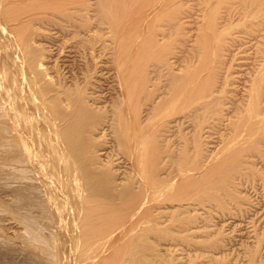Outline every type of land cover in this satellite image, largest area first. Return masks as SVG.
Returning <instances> with one entry per match:
<instances>
[{
	"label": "bare ground",
	"instance_id": "6f19581e",
	"mask_svg": "<svg viewBox=\"0 0 264 264\" xmlns=\"http://www.w3.org/2000/svg\"><path fill=\"white\" fill-rule=\"evenodd\" d=\"M188 1L187 4L184 3L185 6H181L183 3H179L180 0L179 2L178 0L176 2L173 0H0V264H156L157 261H154L155 258L149 249L147 250L149 253H144L142 252L143 246L141 247L140 244L138 247L139 240L142 239L144 242V238L149 237L142 234L141 229L144 226L139 227V225L147 224L144 234L154 228V224L149 225L151 222L146 223L154 218L153 216L150 220V215L146 217L155 204L152 200L148 201L149 198H152V195L155 197L163 195L167 200L180 201L172 207L188 208L192 206L190 200L195 199L196 196H193L195 193L204 191L206 188L213 191L212 187L216 186L213 182L217 173L224 170L222 165L232 161L229 159H234L232 145L239 144L240 136L244 132L237 129L238 135L235 134L233 137L231 146H228L229 142L224 143L225 152L219 157L217 155L216 163H208L211 164L209 166L203 162L204 165L200 163L195 167L187 165L189 163L182 156L183 152L188 151L186 148L188 142L179 146L176 137L186 135L187 132L182 133L183 127H188L194 122L195 115L196 117L201 116L202 109H206V114L210 113L208 115L213 116L219 103L218 100L222 99H217V94H214V89L215 92L218 90L214 88L218 85L217 78H228L230 73L233 74L230 70L231 62L228 67L226 60H236L244 45L253 43L252 47L256 46V50L258 47L261 49L262 46L257 47L262 41L260 39H263L260 43L264 47V0H229L230 3L226 5L228 14L220 15L223 17L237 14L244 19H252V22L248 20L252 29H247L248 26L245 24L242 29V23L237 24L241 27L240 29L237 27L238 30L236 26L227 29L233 24L228 25L218 20L223 25L222 28L216 20V15L220 13L218 12L214 14L215 17L213 15L210 19L208 18L209 22L206 23L208 29L205 27L203 31L198 30L196 35L191 36H194L193 41L188 36L190 35L188 32L192 30L188 28L193 21L190 23L187 19L192 18L187 17L191 15L186 13V9L183 10L185 11L183 15L180 14L183 13L182 7L187 6L188 9L192 5V2ZM201 2L202 0L198 3ZM196 3L197 0L194 4ZM188 4L191 5L188 7ZM31 5H37V7L29 9ZM192 8L190 9L193 10ZM204 8L206 7H202V10ZM212 12L214 13L213 10ZM49 15L53 17L49 18ZM58 17L62 18L65 25H59L62 21ZM93 17L99 27L95 31L90 28L94 24ZM201 17L200 20L203 21ZM221 17L218 19L224 18ZM226 18L222 21H226ZM50 19L52 23L54 20V22L60 21L58 24L55 23L60 26V29H56L60 35L66 34L68 39L71 36L69 40L75 43L76 47H73L75 50L76 48L83 49L84 61L87 60L85 55L88 56L86 50L90 47L85 51L83 47L91 44V40L92 42L97 41L96 47H99L97 52L101 51L100 56L108 55L105 61L108 64L109 75L115 73L111 76L115 98L112 97L113 100H110L109 106H105L107 109L104 111H107V115L105 114V119L101 122L98 120L101 119L99 115L97 122L91 121L88 116L89 109L92 110L93 105L102 102L103 97L100 92L99 95L90 93L92 98L91 96L85 97L82 92L86 91L85 88L88 86L86 82L87 86L82 89L81 86L84 83L80 85L74 82L73 78L68 79L67 75L63 74L64 72L61 75L66 79L65 77L57 78L59 79L57 86H54L56 84L54 82L50 84L54 77L50 75V67L46 63L49 57L43 56L45 52H41L43 55L37 52L39 45L35 43V35H28L33 26L38 23L44 24ZM194 19L195 22L198 17ZM83 21L92 22V25L88 23L90 24L88 26ZM81 22L83 23L80 28H87L88 31L78 30L74 33L76 24L81 25ZM186 22L190 23L189 26L186 24L188 28L185 25ZM106 26L109 29L107 32L103 30ZM88 28L91 30L89 31ZM234 28L237 31H234ZM173 34L179 36V39H176L179 44L175 50L172 48V43L175 42L171 40ZM53 35L51 36L54 38ZM240 38L242 40L239 42ZM63 41H65L64 38ZM67 41L63 43H69ZM191 44L197 56L203 53L201 55L203 59L212 50L210 57L213 66L208 75L204 77L196 75L195 72L194 75L187 72V59H189L187 51L190 49L187 50L186 47ZM67 45L69 46L70 43ZM225 45L227 48L220 56V50H223ZM96 47L94 46L93 49ZM96 50H93L94 53ZM80 52L76 54L81 55ZM92 52L88 53L94 58ZM261 54V52L255 54L254 58H258L256 56ZM250 55L252 58L253 54L250 53ZM92 57L90 56L91 60ZM87 63L91 62L85 63L89 66ZM85 71L87 74L89 70ZM83 73L82 71L81 74ZM56 75L58 76V73ZM84 78L83 80L86 81L87 79ZM258 78L253 80L252 85L260 81L259 87L262 88L264 73ZM215 81H217L216 84ZM202 85L205 87L204 90H202L203 87L201 89ZM257 85H254L250 91L258 87ZM91 86L93 87V84ZM79 88L82 92L76 91ZM257 90L254 93H258L261 89ZM256 96L254 94V98H250L252 103L250 99L242 96L241 103L239 102L235 109L230 110L227 116L226 103L220 109H224L223 113L219 110V105L223 102L220 103L217 109L219 112H216V117L220 121L216 123L214 117L211 126L216 127L220 123L227 127L230 125V128L233 125L234 128L238 120L243 117L244 121L256 128L264 119V102ZM143 100L150 103L146 105ZM187 100L188 103L191 101L195 105L190 106L189 112L184 110L188 109L185 105ZM245 100H248L247 103ZM178 106L183 107L184 113L181 110H179L180 113H176ZM199 112L201 114H198ZM236 113L238 119L234 120ZM244 113L247 114V118L244 117ZM159 121L164 122L161 124ZM258 121L261 123H256ZM154 122H157L158 127H163L158 129L154 126L155 128H152L151 125ZM249 125L246 131L250 130L255 133ZM98 128L101 131L100 137L106 134L111 135L115 144H118V147L121 146V150L127 154L126 158H121L126 165L125 170L121 172L128 175L127 177L120 176L122 180L125 177V185L112 180L114 177L111 179V176L105 181L104 172H110V170H105L103 167L102 173L98 166L99 159L95 155L98 151L95 149L92 151L88 140L84 139L87 136H89L88 139L93 137L90 135L91 132L95 134ZM260 128L255 130H260ZM235 146L237 150L240 145ZM161 147L165 151H161ZM185 157L187 158L186 154ZM168 159H172V162L176 163L179 168L176 176H170L166 171L169 169L159 166L160 161L170 164L171 161ZM226 166L225 170H227ZM111 172L113 173V170ZM162 172H165L164 175ZM166 172L170 178L165 177ZM229 184L231 185V182ZM179 196L181 198L177 199ZM183 199H186L185 202ZM150 202L153 205L151 204L152 206L148 208ZM143 206L149 210H145ZM164 207L168 208V205ZM164 207L161 208L164 209ZM196 208L198 207L194 206L190 209L195 210ZM145 240L147 242V239Z\"/></svg>",
	"mask_w": 264,
	"mask_h": 264
},
{
	"label": "rangeland",
	"instance_id": "374dc122",
	"mask_svg": "<svg viewBox=\"0 0 264 264\" xmlns=\"http://www.w3.org/2000/svg\"><path fill=\"white\" fill-rule=\"evenodd\" d=\"M176 1L177 0H173V2H176ZM187 1L188 0H183V1L180 0V2H179V0H178L179 3H181V2L183 3L182 5L180 4L181 6H183V5L185 6L187 4L186 3ZM195 1L196 0L188 1V2H192L191 4L194 5V7L191 4H188V7L191 5L193 8L191 6L188 9H187V6L184 8L182 7L181 10L183 13H180L183 15L186 11V13L191 15L187 18H192V19H190V20L187 19V20L190 23L193 21V24H192L193 26L190 25L189 22L188 23L186 22L185 25L186 24L188 26L190 25L189 28L187 25H186V27L188 29H192L191 30L192 33H190L191 31L188 32V29H186V27H185V30L188 32V34H190L188 36H190V39L192 38V41H193L194 36L193 37H191V36L195 33L197 34L198 30H200V32H201V30L202 31L204 30V28L207 25L206 23L209 22L210 16H213L215 13H218V12H220V13L225 12L227 9L226 5L230 3L229 0H208V1L206 0V2H205V0H202V2L204 1L206 4L202 3V2L199 4L198 2H200L201 0H199V1L197 0V3L195 5L194 4ZM224 1L225 2L228 1V3H224ZM184 3H186V4H184ZM201 4H202V6H201ZM33 6L34 5L29 6V9H35L37 7V5L34 7ZM204 6L206 7V8H204L205 11H204V9L202 10V7H204ZM190 8H192L193 10H191ZM27 9L28 8H26L25 10H27ZM174 9H176V7H174ZM181 10L179 8V11H181ZM183 10H185V11H183ZM212 10L214 11V13L212 12ZM190 11L193 14H191ZM204 13L206 14V16ZM220 13H218L216 15L217 21L219 20L222 23L224 22L228 25L230 23L233 24L232 26L229 25L230 27L228 26L227 29H231V27L236 26L235 28L238 30V28H237V27H239L237 25L238 23H242L241 24L242 29H243L244 24L246 26H248V27L245 26L247 29L248 28L252 29V27H250V25H249V21L252 22L253 21L252 19H244L242 16H239L236 14L237 16L236 15H225L223 17L224 18L227 17L226 21H222L224 18L221 17L220 15H224V14H228V13H227V11L225 13H221V14ZM54 14H52V15H54ZM197 14H198V16H197ZM52 15L51 16L49 15L50 16L49 18L53 17ZM192 15L196 18L198 17L197 21L194 22L195 19H194V17H192ZM54 16L57 17L56 14ZM201 16H204L207 19H205L204 17H201ZM228 16H230V17H228ZM238 16H239V18H238ZM200 17L202 18V20L203 19L204 20L201 21ZM214 17H215V15H214ZM218 17H221L223 19L222 20L220 18L218 19ZM234 17L236 18V20ZM241 17L244 20H242ZM58 18H59V20L62 21L61 17H58ZM59 20H57V22H54L55 21L54 20L52 23V22H50L51 21V19H50L49 21H47L49 23L48 25L46 24L47 22L46 23L43 22L44 24L41 23L42 25L40 23H38L37 25L33 26V28L31 27L32 28L31 33L29 32L28 35H30V34L35 35L34 36L35 37V43L37 45H39V48L36 49L37 52L40 54L45 52L44 53L45 55H43V54L42 55L45 57L46 56L49 57V61L46 60L49 63L48 62H46V63L49 65L48 67H50L49 73H50V75H53L52 78L53 77L55 78L57 76L56 74L58 73V76L56 77V79H54V78H53L54 80L51 79L52 82L50 81V84L54 82V83H56V84L53 83L54 86H57L59 79H63L67 75L66 77H68V79H70V80H71V78H73L72 80H74V82H77L79 84L84 83L81 86L82 89H83V87L85 88L87 85L90 86V87L87 86L85 88V90H86L85 92H82V90L80 88H79L80 91L78 89L76 90L77 92L84 93L83 95L85 97L91 96L90 93H93L95 95L96 94L99 95V92H100V95H102V97H103L102 98L103 100H101V101L104 103L100 102V103L93 105V107H92L93 109L92 110L89 109V111H88V116H90L89 118L91 119V121H96L98 119V117L101 116V119L100 118L98 119V120H100L99 122H101L102 119H105V114L107 115V111H104L107 109L105 106L106 105L109 106V103H110V100L112 99V97H113V99L115 98V94H114L115 92L113 91L114 86H113V82L111 80L112 79L111 76L114 75L115 73L114 74L111 73V75H109V73H110V72H108L109 68H107L108 64L105 61V60H107L108 55L105 56L102 53L103 55L100 56L99 54H101L100 53L101 51L99 50V52H97L98 48H99V47H96L97 41L94 40L96 42L95 43V42H92V40H91V44L89 43L88 45H86V47H83L84 51H85V49L90 47L89 49L86 50L88 56H86L84 54L88 61L87 60L84 61L83 59H85V58L82 55L85 52H83V49L78 48V49H80L78 51V49L76 48V50H77L76 51L73 48L75 46V43L72 41L70 42V40H69L71 36L69 35L70 36L69 37L67 35L69 37V39H68L66 37V34L60 35V32L57 29H60L61 25L62 26H63V24L65 25V22L63 23V21H62L61 22L62 24H59L60 26L55 25V23H57V24L60 23ZM92 21L94 22V24H93L94 27L92 25V22H89V21H83V22L85 24L90 23L92 25L90 28L91 29L93 28L94 31L96 29H99L98 23H96V21L94 20V17H93ZM219 21H218L219 26H221L223 28V25L220 24L221 22L219 23ZM227 21H229V23ZM83 22H81V25H80V23H79V25H78V23L76 24L75 30L73 31L74 33H75V31H78V30L79 31L82 30L81 32L88 31V30H86L87 28H85V29H83L82 27L80 28V26H82ZM204 22H205V24H204ZM90 24H88V26ZM57 26H59V27H57ZM83 26H84V24H83ZM241 27H239V29ZM208 28L209 27L207 26L206 29H208ZM224 28H226L225 25H224ZM235 28H234V31L236 30ZM91 29H89V31ZM193 29H195V31H193ZM247 29H245V30H247ZM103 30L105 32H107V30H109V29L106 26V28H104ZM32 32H35V33H32ZM45 32H46V34H45ZM64 32H65V30H64ZM99 33L102 34L101 32H99ZM51 35L55 36L56 38L54 37L55 38L54 39ZM46 37L49 39H47ZM62 37L64 38L65 41L69 40V41H67L70 43L69 46L67 45L69 43H63L65 41H63ZM53 39L55 40V42ZM176 39H179V36L177 34H173V36L171 38V40H173L172 42H174V40H175L174 44L172 43L173 50H175L176 46L179 44L178 43L179 41ZM240 40H242V39L240 38L239 42H240ZM260 40L263 41V39H260ZM262 41H260V42H262ZM169 42H171V41H169ZM260 42H259L260 45L258 44L257 47L258 46H262V47H261V49H259V47H258L257 50L258 49L262 50V51H259V50L258 51L261 52L262 54H264V50L262 49L264 47H263V45H261L262 43H260ZM190 43H192V42H190ZM194 43H195V41H194ZM194 43H192V44H194ZM57 44H59V45H57ZM63 44H64V46L66 45L64 49H62V47H64ZM92 44L96 47L95 49H93L94 46ZM192 44L189 45V47L188 46L186 47L187 50L190 49L189 51H187L188 52V58H189V59H187V64H188L187 65L188 66L187 72H190L191 74H193L195 72L196 75H198V76L202 75L201 77H204V76L208 75L211 67L213 66V63L211 64L212 58L210 57L212 50L209 52V54L207 53L208 56L204 57L205 59H203V57L201 58V55H203V53L199 54L200 56H197L195 53V50H192V47H191ZM37 45L35 47H37ZM252 46H254L253 43L248 44L247 46L244 45V47H242V48H245V47L246 48L245 49L241 48L240 52H242V53L239 52L240 55L238 53L239 56L237 55L236 60L235 59H233V61L226 60L228 67L231 64L233 65V66L232 65L230 66V70H232L233 74L230 73V75H228V78H217L218 83H217V81H215V84L217 83L218 85H215L214 88H218V90H217V92H215V89H214V94H217V97H218L217 99H219V98H222V99L218 100L219 103L217 101V103H218V104L216 103L217 108H216V111L214 109L215 112H214L213 116L208 115L210 113L206 114V109H202L203 114H201L200 112L198 113V114H201V116L198 115L199 117L198 116L196 117V115H195L194 119H196V120H193L194 122H192L188 127L187 126H185L186 128L183 127L182 133L184 131L187 132V133H185L187 136L186 135H183V136L180 135L182 139L180 138V136L176 137V139L178 140L177 142H178L179 146H182L183 144H186L188 142V144H187L188 147H186V148H188V151H187V153L183 152L184 154L182 156V158L186 159L187 162L189 163L187 165H190V166L192 165V167H195V166L199 165L200 163H201L200 165H202L204 163L205 165L209 166V165L213 164V162L216 163L215 160H217V158L223 152H225V149H223L224 143L229 142L228 146H231V144L233 142L232 139L235 136V134L238 135V131L244 132V134H241V136H240L241 140H240V142H238L239 144H237V143L233 144L234 146L240 145L241 147L238 146L237 150H236V146L234 147L232 145V148H234V153H233L234 159H229V160H232V161H230V163L228 161L227 163L222 165V169H224V170L222 172L220 171L219 173H217V176H216L217 179H216V177L214 179L213 183H215L214 185H216V186L218 183V186L217 187L215 186L216 189L217 188L218 189L216 190L215 187H212L213 188V191H212V190H209L208 188H206V189H204V191H201L202 193L201 192H199L197 194L195 193V195H193L194 197L196 196L195 199L192 198L190 200V202H192L191 203L192 206L188 207V208H184V207H181V208L175 207L174 208V207H172V205H176L180 201L167 200L166 198H164L165 196H163V195H160V196L157 195L158 196V197L156 196L157 199H155L156 197L153 195H152L153 199L151 197H150L151 199L149 198L148 201L152 200L153 202L152 201L151 202L153 204L154 203L156 204V202H157L156 206L154 204L155 208L153 206L151 208L153 210L150 209L151 212L148 209L149 207H151L153 205L151 202L149 203L150 205L148 206V208L145 209V207L143 206L145 210L148 209L150 212L149 213L148 211H146V213L148 212L146 217L148 215H150L151 217H149V218L151 220V218L154 216V218L151 221L146 222V223L151 222L149 225L154 224L153 225L154 228H151L152 230L149 231L153 234L150 233V235H149L148 231H147L148 233L144 234V232H145L144 229H145V227H147L146 226L147 224L145 225L143 223L142 225L141 224L139 225V227L144 226L143 229H141V230H143L142 234L149 236V237H145L144 242L142 239L139 240L138 241V247H140V244H141V247L143 246L142 252L149 253V251H150V253L155 258L154 261L155 262L157 261L156 264H158V263L159 264H264V158H263L264 157V127H263L264 126V122H263L264 119H263V121H261L263 123V125H261L262 123L260 122L261 123L260 124L259 121L256 122V123H259L261 125L260 126L258 124L259 126H257L256 128L253 127L252 124L249 125L246 121H244L245 119L243 117H241V119L239 117L240 120H238L237 125H234L235 126L234 128L232 125L233 129L230 128V125H229V127H227V126H224L220 123L218 125H216V127H215V125L211 126L213 123L214 117H215L216 123H218L220 121V119H217V117H216V114H217L216 112H219V110L224 107L225 103H226L225 105L228 107V111L226 112V116H227V113L230 110L235 109L236 105L239 102L241 103V99H243V98L248 99V100L250 98L253 99L254 94H255V96L257 95L256 96L257 99H260L261 101L264 102V86L262 84V88H261V86L259 87L260 81H258L254 84V85L258 84L257 85L258 87H254V90L250 91V89L254 86V85H252V83L256 79H259L258 78L259 75L264 73V67H262V66H264V65H262V63H264V61H263L264 56L261 54L259 56H256L258 58H254L255 54L257 55V54H259V52L255 49L256 46H255V48ZM91 48H92V50H90ZM226 48H227V45H225L223 47V50H220V56H222L224 54V51ZM248 48H249V50L252 49V51L249 52V50H247ZM88 50L90 51V53L93 50L94 51L96 50L95 53L97 56L95 55L94 51L92 52V54L94 53L95 59L92 57L91 54L88 53L89 52ZM61 51H63L66 54H64ZM67 51H68V53H67ZM69 52H71V53L69 54ZM76 52H80L81 55L79 53L76 54ZM256 52H258V53H256ZM60 53H62L63 55H61ZM107 53H109V52H107ZM216 53H219V52L216 51ZM250 53L253 54L252 55L253 59L251 58ZM72 54H74V55H72ZM89 55L92 57V60H91ZM95 56L98 57V59H96ZM248 56L250 59L248 58ZM57 58H58V60H57ZM251 59L254 62H252ZM188 60H189V62H188ZM208 60H211V61H208ZM223 60H224V58H223ZM57 61H59V62H57ZM93 61H94V63H93ZM86 62H91V63H87L89 65V66H87V65H85ZM95 62H96V64H95ZM230 62H231V64H230ZM55 64L57 65V67ZM201 65H202V67H201ZM224 65H226V63H224ZM85 66H87L89 68H87ZM94 66H96V68H94ZM55 67L57 69H55ZM83 69L89 70V71H87V74H86V71ZM247 69H248V71H247ZM55 70H57V71L55 72ZM82 71L85 74L84 73L81 74ZM224 71H226V70H224ZM59 73H60V75H59ZM62 73L65 74L64 77H63V75H61ZM83 75H85V76H83ZM90 75H92V76L90 77ZM87 76H89V77L87 78ZM235 76H236V78H234ZM66 77L64 79H66ZM57 78H59V79H57ZM83 78L87 79V80L89 79V80L85 81V80H83ZM80 79H82V80H80ZM225 79H227V80H225ZM99 80H100V83H99ZM246 80H247V82H246ZM85 82L87 85H85ZM90 82L93 84V87L91 86L92 84H90ZM101 83H102V86H101ZM98 84H99L100 88L97 87ZM220 84H222L221 85L222 87L220 86ZM224 85H225V87H224ZM203 86L204 85L201 86V89ZM249 86H251V87L249 88ZM50 87H51V85H50ZM93 88H95V89L93 90ZM204 88L205 87H203L202 90H204ZM235 89H237V90H235ZM257 89H261L258 92L259 94L254 93V92L258 91ZM260 91H262V92H260ZM233 92H235V94ZM242 96H243V98H242ZM91 98H92V96H91ZM251 99L249 100L250 102H251ZM144 100H143L144 104L147 105L150 103L147 101L145 102ZM188 100H190V98H188ZM188 100L185 104L186 106H188V109H184L187 112L190 111L189 110V109H191L190 106L193 104L191 101L188 103ZM247 101L245 100L246 103H247ZM258 102H259V104L261 103L259 100H258ZM220 103H222L223 106ZM218 105L220 106L219 110H217ZM96 106H97V108H96ZM104 107H105V109H104ZM180 107H182V106L177 107L178 110L176 113H180L179 110H181L184 113L183 107H182V109H180ZM95 109H97V110H95ZM100 109H101V111H100ZM102 110H103V112H102ZM220 111L223 113L224 109L220 110ZM91 112H94V113L91 114ZM96 112H98V114H96ZM100 113H101V115H100ZM95 114H96V118L94 117ZM102 114H104L103 115L104 117L102 116ZM238 114H239V112H238ZM238 114L235 117H233L234 120H236L235 118L238 119ZM239 115L241 116V114H239ZM263 115H264V113H263ZM163 116H166V115H163ZM244 117L247 118V114L244 113ZM159 122H161V124H162L164 121H159ZM245 122H246V124H244ZM161 124L159 123V125H161ZM248 125L250 126L251 130L253 128L252 131H255V133L253 132L254 134L250 130H248V132L246 131L247 128L249 129ZM154 126H157V122L152 123L151 127L155 128ZM209 126H211V127H209ZM241 126L243 127V129ZM162 127L163 126H161V127L159 126L158 129H160ZM208 127H209V129H208ZM258 127H261L260 130L259 129L255 130ZM237 129H238V131H237ZM108 133H110V132H108ZM111 134L113 135L112 132H111ZM88 135H89V133H88ZM90 135L93 137L88 139L89 136H87V138L85 137L84 139L88 140L89 148L91 146V148L93 150L91 148L90 149L92 151H95V150L98 151L97 153L95 152V155H97V157H98L97 159H99L98 160V166H100L102 173L104 171L103 167L105 168V170H107V169L110 170V172H111V170H113V173L112 172L110 173L109 171H106V173L104 172L103 176L106 177L105 181H107V179L109 180L108 177L111 176V179L114 177L112 180H115L117 182H122L121 185H125L126 184V182H124L126 180L125 177H123V180H122V179H120V178H122L120 176H126L127 177L128 175L126 173H125L126 174L125 175L123 172H121V171H123V169L125 170V167H126L125 162L123 160H121V158L122 159L126 158L127 154L121 150V146L118 147V144H115V140L113 139V137L111 135L106 134V135H103L104 137L103 136L100 137L101 131L99 128L97 129L95 134H94V132H91ZM242 135H243V137H242ZM114 136H115V134H114ZM180 140H182V141H180ZM241 143H242V145H241ZM189 146H191V147H189ZM242 147H244V149ZM118 148H120V149H118ZM229 148H231V147H229ZM118 150H120V152ZM162 150H164V149L161 147V151ZM189 150H191V151H189ZM230 151H231V149H230ZM162 153L165 154L164 152H162ZM168 153H166V154H168ZM231 153H232V151H231ZM117 154H118V156H117ZM185 154L187 155V158L185 157ZM125 155H126V157H125ZM176 155L180 156L178 154H176ZM217 155H218V157H217ZM233 157L231 156V158H233ZM119 160H121V161H119ZM168 160L171 161V162L169 161L170 164L169 163L166 164L165 162L162 163L160 161L159 166H160V168L165 167V168L169 169L166 171L169 172L170 176L171 175L176 176V174L179 171V168H177L178 166L176 163L172 162V159H168ZM168 160H167V162H168ZM99 161L101 164L99 163ZM102 163L105 164V166L107 164V166L106 167L103 166ZM208 163H211V164H208ZM108 165H109V167H108ZM226 165H228V166H226ZM96 166H97V164H96ZM225 166L227 167V170H225L226 169ZM162 173H160V174L164 175L165 172H162ZM220 173H222V174L220 175ZM169 175L167 173L165 177L168 176L170 178ZM119 179H120V181H119ZM227 179H228V181H224ZM216 180H217V182H216ZM228 182L229 183L231 182V185ZM106 183H108V182H106ZM208 191H210V192L208 193ZM213 192H214V194H213ZM198 195H199V197H198ZM179 198H181V197L180 196L177 197V199H179ZM185 200L186 199H183V202H185ZM142 202H143V200H142ZM187 202H188V199H187ZM161 203H163V204H161ZM165 205L166 206L168 205V208H165L164 207ZM162 206L164 207V209L161 208ZM194 206H196L198 208H196L195 210H193V209L191 210L190 208H194ZM177 208H179V209H177ZM172 209H174V210H172ZM182 209L183 210L185 209L184 210L185 212ZM160 210H162V211H160ZM156 217H157V221H156ZM155 226H156V228H155ZM139 227H138V229L140 230ZM148 228H150V227H148ZM139 234H141L140 231H139ZM145 239H147V242ZM148 249H149V251H147Z\"/></svg>",
	"mask_w": 264,
	"mask_h": 264
}]
</instances>
